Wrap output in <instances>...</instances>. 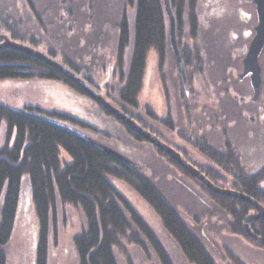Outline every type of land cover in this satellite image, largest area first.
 Instances as JSON below:
<instances>
[{"label": "rangeland", "instance_id": "1", "mask_svg": "<svg viewBox=\"0 0 264 264\" xmlns=\"http://www.w3.org/2000/svg\"><path fill=\"white\" fill-rule=\"evenodd\" d=\"M253 1L197 0L196 33L190 31L186 12L181 15L177 32L180 53L197 51L199 57V64H184L188 95L183 90L171 50L160 65L155 52L149 51L137 108L124 109L171 145L182 149L185 159L207 172L217 173L227 183L229 178L203 157L193 142H205L220 152L231 146L247 173L253 174L264 166V48L258 60L261 85L257 101L252 102L248 78H238L256 25ZM127 7L125 0H29L28 5L25 0H0V35H4L2 24L11 20L19 22V26L38 39L37 50L46 55L48 49L56 51L58 62L64 54L89 78L91 86L95 85L111 104L122 108L117 99L122 85L115 75L116 48L122 13H126L132 25L133 13ZM166 25L168 30L167 19ZM129 54L127 49L125 67ZM0 104L16 110L37 107L64 113L94 127L98 130L94 136L103 144L138 165V170L199 237L216 264H264V248L229 231L230 218L193 179L166 161L151 144L136 141L89 97L56 81L1 80ZM3 128H0V149L4 143ZM61 156L69 161L64 153ZM108 180L149 226L173 264H190L153 208L133 187L120 179ZM227 183L226 187H219L232 190ZM83 227L84 218L79 209L70 205L57 207L47 264H78L73 239ZM37 233L30 190L23 183L13 233L5 247L7 264H34ZM140 242L121 240L114 250L117 263L160 264L149 241L142 238Z\"/></svg>", "mask_w": 264, "mask_h": 264}, {"label": "trees", "instance_id": "2", "mask_svg": "<svg viewBox=\"0 0 264 264\" xmlns=\"http://www.w3.org/2000/svg\"><path fill=\"white\" fill-rule=\"evenodd\" d=\"M28 1L25 0L27 5ZM170 2L177 19V32L181 15L186 12L190 31L196 33L197 0H185L183 7V0ZM125 4L133 13V21L130 25L126 13H122L118 24L115 74L122 85L118 90L117 99L122 106L120 109L124 112L125 107L137 108L148 52H155L159 65L170 54L162 0H125ZM19 25V22L12 20L2 24L4 35L14 42L37 49L38 39ZM127 49H130V54L125 67ZM48 50V56L53 59L59 57L56 51ZM194 52L181 51V55H185V58L182 57L185 66L190 62L199 64L197 51ZM60 59L61 64L93 85L86 75L73 66L71 59L66 58L64 54ZM31 79L56 81L86 96L66 77L40 61L12 49L0 50V81ZM98 108L109 116L99 106ZM52 121L70 126L103 143L94 136V133H98L97 129L68 114L47 112L37 107L16 110L0 104V128L4 127V143L0 149V264H7L5 247L13 233L23 183H26L30 190L38 225L34 264L48 262L49 238L51 233L55 234L59 205H70L79 209L84 218L83 229L73 239L78 264H118L114 250L120 246L121 240L140 244L142 238L149 241L160 264H173L149 226L111 185L108 180L111 177L132 186L153 208L164 229L190 264H216L199 237L190 231L175 208L138 170L139 167H131L107 156L83 139L57 127ZM115 122L124 127L136 141L145 142L120 122ZM193 144L198 147L203 157L229 178L227 183L228 181L217 173L203 169L201 172L210 182L222 187H226L224 185L227 183L228 188L240 192L264 207V166L250 174L231 146L220 152L202 141H194ZM154 150L175 165L183 175L193 179L226 213L230 218L229 231L247 238L257 247L264 248V244L252 239L244 229L245 217L255 212L249 203L211 192L163 152L155 148ZM62 153L69 161L63 160ZM249 228L264 238V216L250 221Z\"/></svg>", "mask_w": 264, "mask_h": 264}, {"label": "water", "instance_id": "3", "mask_svg": "<svg viewBox=\"0 0 264 264\" xmlns=\"http://www.w3.org/2000/svg\"><path fill=\"white\" fill-rule=\"evenodd\" d=\"M162 4L164 8L165 17L168 23L167 36H168L169 48L174 57L183 90L186 93V95H188L189 87L185 73V66L177 42L176 17L171 7L170 0H162ZM253 4L255 5L256 25L253 28L254 34L252 40L250 41L246 54L242 60V72L239 74V78L243 79L249 76L250 87L252 89V102H255L258 99L260 92V85H261V68L258 60L264 48V0H254ZM0 41H1L0 50L12 49L21 52L25 55H28L40 61L41 63L49 66L50 68L54 69L55 71L66 77L77 88H79L87 97L93 100L108 115L112 116L116 121L120 122L129 131L140 137L142 140L151 144L155 149L163 152L170 159H172L181 169H183L186 173L194 177L198 182H200L211 192L225 197L237 198L249 203L255 209V213L245 217L243 221L244 229L252 239L264 244V238L259 237L249 228L250 221L260 219L264 216V207L262 205H260L253 199L241 194L240 192L229 189H223L222 187H219L214 183L210 182L207 179V177L195 166L189 163L179 151L170 147L161 139H159L157 136L149 132L147 129L141 126L134 118L129 116L126 112L111 104L107 99H105V97H103L100 93H98L97 90H95V88H93V86H91L87 80L83 79L74 71L67 68L57 60L53 59L52 57L46 55L45 53H42L41 51L33 47L18 42H14L10 40V38L7 35H0ZM53 124L83 139L84 141L93 145L95 148H97L107 156H110L116 159L117 161L129 165L131 167L138 168L137 164L125 158L124 156H122L115 150L109 148L105 144L95 140L94 138L65 124H61L57 122H53Z\"/></svg>", "mask_w": 264, "mask_h": 264}, {"label": "flooded vegetation", "instance_id": "4", "mask_svg": "<svg viewBox=\"0 0 264 264\" xmlns=\"http://www.w3.org/2000/svg\"><path fill=\"white\" fill-rule=\"evenodd\" d=\"M261 56V55H260ZM259 56V58H260ZM238 78H239V74H238ZM248 78L249 80V76L245 77ZM243 78V79H245ZM240 79V78H239ZM250 83V82H249ZM93 88H95V90H97L98 93H100V90H98V88L94 85ZM103 97H105L102 93H100ZM107 100L109 99L108 97H105ZM134 118V117H133ZM135 119V118H134ZM136 120V119H135ZM137 121V120H136ZM141 126H143L145 129H147L149 132H151L152 134H154L155 136H157L159 139H161L163 142H165L167 145H169L170 147H173L175 150L179 151L182 155H184V151L180 148H177L176 146L171 145L169 142H167L164 138H162L159 134L155 133L154 131H152L149 127H147L146 125H144L142 122L137 121ZM187 161L189 163H191L192 165H194L195 167L199 168L200 171H203L202 166H199L195 163H193L191 160H189L188 158H186Z\"/></svg>", "mask_w": 264, "mask_h": 264}]
</instances>
